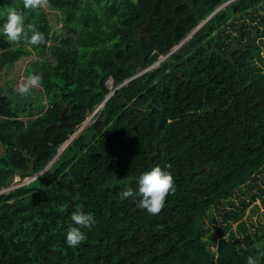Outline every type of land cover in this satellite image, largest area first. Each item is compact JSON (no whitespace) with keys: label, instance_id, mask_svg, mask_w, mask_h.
<instances>
[{"label":"trees","instance_id":"obj_1","mask_svg":"<svg viewBox=\"0 0 264 264\" xmlns=\"http://www.w3.org/2000/svg\"><path fill=\"white\" fill-rule=\"evenodd\" d=\"M229 1L49 0L46 13L0 0V73L39 57L24 74L42 78L47 102L0 98V191L41 172L0 193V264H247L250 255L264 264V224L242 220L259 195L234 201L264 168V0L211 15ZM8 7L46 42H9ZM63 111L74 127L61 124ZM168 164L176 192L159 214L120 200L141 173ZM78 206L96 225L72 248Z\"/></svg>","mask_w":264,"mask_h":264},{"label":"clouds","instance_id":"obj_2","mask_svg":"<svg viewBox=\"0 0 264 264\" xmlns=\"http://www.w3.org/2000/svg\"><path fill=\"white\" fill-rule=\"evenodd\" d=\"M48 2L49 0H23L24 8L32 10L46 7ZM2 32L9 42L15 44L24 41L29 45L39 46L46 42L44 33L39 31L34 24H26L24 14L13 7L7 9V20L2 26ZM29 33H31L30 36ZM41 82L42 78L39 75L29 74L26 77V83L19 90L21 94H27L32 86ZM171 167V164L166 165V168L153 166L150 170L141 173L137 182L138 190L134 191L132 187L126 186L119 193L120 200L136 197L139 199L137 205L139 208L151 215L159 214L165 206L167 197L175 195L176 192L175 179L172 173L166 170ZM70 219L72 224L67 229L65 242L69 247L76 248L87 238L82 230L91 231L96 225V219L93 213H85L79 206L73 211ZM247 264H257V259L250 255L247 258Z\"/></svg>","mask_w":264,"mask_h":264},{"label":"rangeland","instance_id":"obj_3","mask_svg":"<svg viewBox=\"0 0 264 264\" xmlns=\"http://www.w3.org/2000/svg\"><path fill=\"white\" fill-rule=\"evenodd\" d=\"M235 2V0H230L229 2L225 3L222 7V9L227 8L228 6L232 5ZM44 11L46 13L49 12L47 6L43 7ZM60 26H58V28L56 30L61 31V33L64 32L63 29L59 30ZM53 43V42H52ZM35 58L34 56L32 57H22L20 58L17 63L15 64L14 68L12 70L6 71V72H2L0 73V86L5 87V85L7 83L11 84L13 86L14 89H20V87L26 83V76L24 74L26 68H28L30 66V63L32 61V59ZM165 57H162L160 60L164 59ZM36 60H40V58L37 57L35 58ZM109 87L111 86V81L109 80L108 82ZM31 93L33 92H40L43 91L41 89V87L39 85L36 86H32L30 88ZM44 92V91H43ZM47 104L46 102V98H45V102L41 107H44ZM45 109H40V110H35L33 114H42L44 112ZM98 111V110H97ZM93 113L86 119V121L83 123V125H81L79 128L76 129V131L74 132L75 135H73V140L78 136V134L84 129L86 128L90 123H91V118L93 117ZM24 119V118H23ZM24 121H27V118L24 119ZM68 143H66V147L68 145H70L71 141V136L69 137V139L67 140ZM65 147V148H66ZM59 155H57L58 157ZM56 156L54 157V160L57 158ZM46 170V169H45ZM43 172V171H42ZM31 179V181H33L34 179H36V175L29 177ZM17 180H19L18 178H15ZM26 180H28V177L25 178ZM21 182H23V179H20ZM15 182V181H14ZM13 182V183H14ZM257 187L251 189V191H249L247 188L244 189V193L241 195L238 192H236V198H234V201H236L237 203V197H245L248 200H251V196L253 194H257L259 196H257V198L250 204V206L246 209L245 212V216L242 219L243 221H245L246 224H253L255 226H258L259 223L264 224V168L262 170V172L257 176V181H256ZM13 185V184H11ZM9 187V186H8ZM21 187V186H20ZM262 189L263 193H261L258 189ZM11 190L5 188L3 190L0 191V193H7ZM238 197V198H239ZM216 221L217 223H220V219L219 216H216ZM212 232L215 234L214 230H212ZM231 232L233 233H237V228H236V224H233L232 230Z\"/></svg>","mask_w":264,"mask_h":264},{"label":"water","instance_id":"obj_4","mask_svg":"<svg viewBox=\"0 0 264 264\" xmlns=\"http://www.w3.org/2000/svg\"><path fill=\"white\" fill-rule=\"evenodd\" d=\"M224 5V4H223ZM223 5H221L220 7H218L211 15L215 14L218 10H222V7ZM233 10H234V7H233ZM210 15V16H211ZM210 16L207 18L209 19ZM206 19V20H207ZM205 20V21H206ZM204 21V22H205ZM190 36L187 37V39L189 38ZM185 39V40H187ZM184 40V41H185ZM183 41V42H184ZM183 42H181L177 47H175L173 50L177 49ZM172 50V51H173ZM171 51V52H172ZM159 64V62H157L156 64H154L153 66L149 67V68H153L155 65ZM0 98H6L8 99L10 102H13L14 104L16 105H21V106H24V105H38V106H42L45 102V95L43 94L42 91L40 92H33L32 94H25V95H20V94H17V93H13L12 91H10L9 89L3 87V86H0ZM103 105V102L97 107V109L93 112V114H95L97 112V110L102 107ZM66 120H69L68 122ZM61 124L63 125H67V126H70V127H74V123L71 121V115L70 114H65V111L62 112V115H61ZM58 127L60 126L57 125ZM75 135V134H73ZM73 135H71V141L73 140ZM66 143H68V141H66L61 147L60 149H58L57 151V154L55 155L57 157V155H59L66 147ZM66 144V145H65ZM54 160V159H53ZM52 163V161L50 162ZM49 163V164H50ZM49 164L46 166L48 167ZM41 173V172H40ZM40 173H38L37 175H39ZM36 175V176H37Z\"/></svg>","mask_w":264,"mask_h":264},{"label":"built area","instance_id":"obj_5","mask_svg":"<svg viewBox=\"0 0 264 264\" xmlns=\"http://www.w3.org/2000/svg\"><path fill=\"white\" fill-rule=\"evenodd\" d=\"M37 177V176H36ZM17 178V177H16ZM15 181V182H14ZM14 182V183H13ZM31 182V179L30 178H28V180H26L25 178L23 179V182H21V180H17V179H13L12 180V183L11 184H13V185H9V187H7V189H9V190H11V191H13V190H15L16 188H18V187H20V186H24V185H26V184H28V183H30Z\"/></svg>","mask_w":264,"mask_h":264},{"label":"bare ground","instance_id":"obj_6","mask_svg":"<svg viewBox=\"0 0 264 264\" xmlns=\"http://www.w3.org/2000/svg\"><path fill=\"white\" fill-rule=\"evenodd\" d=\"M72 138V137H71Z\"/></svg>","mask_w":264,"mask_h":264}]
</instances>
